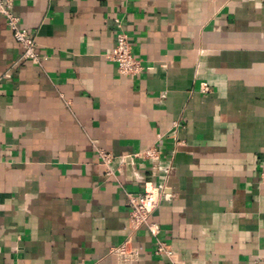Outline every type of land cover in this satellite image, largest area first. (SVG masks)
<instances>
[{"label":"crops","instance_id":"0c3cea01","mask_svg":"<svg viewBox=\"0 0 264 264\" xmlns=\"http://www.w3.org/2000/svg\"><path fill=\"white\" fill-rule=\"evenodd\" d=\"M13 1L41 63L0 17V264H121L129 236L131 264H264V0ZM153 187L157 232L132 230Z\"/></svg>","mask_w":264,"mask_h":264},{"label":"built area","instance_id":"2783aa9c","mask_svg":"<svg viewBox=\"0 0 264 264\" xmlns=\"http://www.w3.org/2000/svg\"><path fill=\"white\" fill-rule=\"evenodd\" d=\"M0 17L6 20L16 42L23 47L21 60L40 64L41 56L37 52V43L29 31L23 27L20 17L15 12L13 0H0ZM115 23L117 26L116 45L107 56L117 64L118 72L121 75L137 76L150 69L140 57L134 54L133 45L128 34L122 28L120 20L116 19ZM204 90L209 91V87L206 86ZM97 152L106 168V173L113 174L112 163L115 156L99 148H97ZM156 153L155 149H148L144 152L132 154L128 158L155 157ZM162 199L163 196L154 187L151 189L146 188L143 193L138 195L128 194V204L131 207V229L137 230L146 225L156 234L157 226L150 222V215ZM112 252L118 256L121 264H131L138 259L140 250L132 244V237L129 236L123 243L114 247ZM156 254L170 256L172 251L166 243L157 240Z\"/></svg>","mask_w":264,"mask_h":264}]
</instances>
